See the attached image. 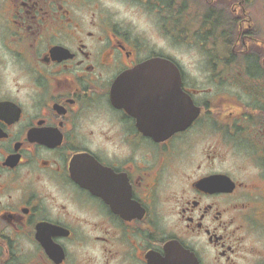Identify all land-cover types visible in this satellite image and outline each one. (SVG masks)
<instances>
[{
	"label": "flooded vegetation",
	"instance_id": "1",
	"mask_svg": "<svg viewBox=\"0 0 264 264\" xmlns=\"http://www.w3.org/2000/svg\"><path fill=\"white\" fill-rule=\"evenodd\" d=\"M0 264H264V0H0Z\"/></svg>",
	"mask_w": 264,
	"mask_h": 264
},
{
	"label": "water",
	"instance_id": "2",
	"mask_svg": "<svg viewBox=\"0 0 264 264\" xmlns=\"http://www.w3.org/2000/svg\"><path fill=\"white\" fill-rule=\"evenodd\" d=\"M153 67L154 69L155 68H159V69H170V70H176L177 74H176V77H180V74H179V69L177 68V66H175L174 64L172 63H169V64H165V62H160V63H156V65L154 66H151ZM193 120V119H192ZM191 120V121H192ZM190 119H183V123L180 124V125H176V130H181L183 128H185L186 126H188L190 124Z\"/></svg>",
	"mask_w": 264,
	"mask_h": 264
},
{
	"label": "rangeland",
	"instance_id": "3",
	"mask_svg": "<svg viewBox=\"0 0 264 264\" xmlns=\"http://www.w3.org/2000/svg\"><path fill=\"white\" fill-rule=\"evenodd\" d=\"M127 15L128 16H133L134 19H135V21L141 22L143 24V26L145 25L146 20H145L144 16L142 18H140L139 15H137L134 12H131V11H128V14Z\"/></svg>",
	"mask_w": 264,
	"mask_h": 264
}]
</instances>
